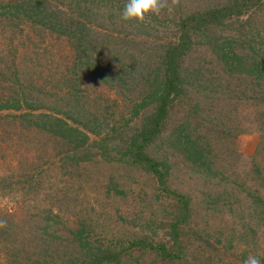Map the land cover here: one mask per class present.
I'll use <instances>...</instances> for the list:
<instances>
[{"label":"trees","instance_id":"trees-1","mask_svg":"<svg viewBox=\"0 0 264 264\" xmlns=\"http://www.w3.org/2000/svg\"><path fill=\"white\" fill-rule=\"evenodd\" d=\"M68 1L69 10L53 11L54 21L48 19L50 11L40 9L38 4L41 2L37 4L38 0H23L24 3L15 0L8 5L0 2V16L14 15L19 18L21 14L28 20H36V23L46 26L67 40L72 52L76 54L74 68L77 65L80 68L88 67L89 74L98 81L110 85L111 88L136 93L131 102L130 113L134 118L141 116L142 121L134 133L128 134L124 126L129 128V120L122 117L125 124L118 133L126 139L120 144L121 162L118 163L139 167L153 176L164 193L172 194L168 184L172 167L167 160H162L153 153L154 141L162 134L168 122L172 125L168 145L175 148L195 168L205 169L212 175L224 174L219 168L212 167L214 161L232 158L236 162L240 159V154L234 148L236 138L257 130L261 140L252 157L251 171L264 181V46L261 37L256 33L246 35V38L249 37L246 40L240 34L236 37L232 33L228 36L215 33L227 27L223 22L224 18L232 14L239 19L253 7L262 10L264 0H225L221 6L209 5L186 15L177 25V41L161 46L158 56L153 55L157 62L153 66L143 67L140 59L134 58V63L126 62L122 51L126 41L122 36H115L110 31L98 32L95 29L96 25L107 29L105 23L109 20L107 21L106 16L110 12L96 14L95 11L101 10L93 12L88 9L83 5L85 0ZM125 3L126 1L119 8L120 15ZM103 4L101 1V5ZM5 9L7 10L4 11ZM13 9L16 11L13 12ZM95 20L102 24L97 22L95 25ZM110 20L111 24H115L118 18L110 16ZM143 23L134 20L137 29ZM242 24L245 28L246 23ZM194 39H202V42H194ZM103 53H107L109 57L105 58ZM97 54L101 56L93 60ZM208 54L221 64L225 79L214 70L204 67L203 57ZM194 55L197 58L192 60ZM75 86H72L61 101L62 110L56 109L53 113L25 112V109L33 112L40 107L34 105V100L29 97L22 96L19 99L18 96H0V112L14 113L3 117L12 121L19 120L27 129H36L45 136L70 145L73 156L67 150L61 153L64 155L61 161H67L63 168L67 169L65 173L68 178H82L85 175L81 173L84 163L92 162V155L88 152L90 137L80 127L90 133L96 131L84 125L76 116L81 110L74 106L79 103L80 90L77 88L73 91ZM41 96L48 97L45 94ZM241 100L252 102H247L249 107L254 104L256 118L243 115L244 110L239 109L243 104ZM256 106L260 107L257 109ZM233 112L241 115L238 114L234 119L231 117ZM92 118L88 123L99 126L97 121L101 118ZM63 143L60 146L64 147ZM217 143H221L219 154L214 153V145ZM100 149V155L106 157V149ZM114 152L112 150L110 153ZM18 177L23 183L35 184L38 190L30 191L38 193L36 191L40 187L39 178L28 170ZM13 181L12 177L0 178V195L13 193ZM7 183H10L8 187L1 185ZM116 193L123 194L121 190H116ZM174 194L175 198L172 200L175 202L174 206H177L178 215L167 226L168 240L159 242L144 235L132 236L127 243L113 239H96L88 211L82 205L76 204V192L70 188H66L64 202L59 203L69 209L72 217L77 218L72 226L63 220V216L54 212L53 208L57 203L35 214L33 211L20 217L16 212L0 209V260L3 259V264H141L143 258L150 256L152 260H147L149 264H211L212 253L219 250L211 244L210 238L203 240V246L200 243L192 248L189 244L185 250L180 225L185 220L186 212H190L192 197L187 194ZM247 196L255 202H263L258 191L248 192ZM219 200L220 196L209 200V205L216 206ZM260 216L264 219V210L260 212ZM150 224L158 227L156 222ZM160 224L166 225L167 222ZM195 242L191 244L194 245ZM207 247L210 249H205Z\"/></svg>","mask_w":264,"mask_h":264},{"label":"rangeland","instance_id":"rangeland-1","mask_svg":"<svg viewBox=\"0 0 264 264\" xmlns=\"http://www.w3.org/2000/svg\"><path fill=\"white\" fill-rule=\"evenodd\" d=\"M14 1L0 0L7 5ZM101 1L104 2L103 5ZM125 1L85 0L83 5L93 12L101 10L95 11L96 14L104 15V12H110L106 16L107 21H112L110 16L118 18L115 24L109 21L105 23L107 29L97 26L99 21L95 20V29L98 32L110 31L115 36H122L126 41L122 47L126 62L134 63V58L140 59L142 67L153 66L157 62L153 55L158 56L161 46L177 41V25L183 17L209 5L221 6L225 2L160 0L162 7L159 14L146 16L143 25L137 29L134 20L121 19L119 8ZM19 2L24 3L23 0ZM37 4L41 10L50 11V21H54L53 11H66L69 7L68 0H38ZM15 11L13 9V12ZM229 16L223 19L227 27L215 32L217 35L228 36L232 33L238 37L240 34L244 35L242 39L246 40L249 38H246V35L256 33L261 37L264 46V6L262 10L253 7L239 19L232 14ZM242 23H246L245 28ZM198 41L202 42V39H194V42ZM103 55L105 58L109 57L107 53ZM75 56L64 37L36 23V20H28L21 14L19 18L14 15L0 16V96H18L19 99L22 96L29 97L40 109L37 108L33 112L25 109V112L53 113L56 109L62 110L61 101L72 86L76 85L73 91L80 89L79 103L74 106L81 110L76 116L84 125L96 130L95 133H90L80 127L90 137L88 152L92 155V162L85 161L87 163H84L81 170L85 175L82 178L72 179L67 177V169L63 168L67 161H61L64 156L61 153L66 150L73 156L67 142L64 141L67 143L65 145L36 129H27L19 120L12 121L3 117L14 114L11 111L0 112V178L7 176L14 179L13 193L0 195V209L16 212L20 217L33 211L35 214L57 203L53 208L54 212L63 216V220L72 226L77 222V218L72 217L69 209L59 203L64 202L66 188H70L76 192V204L82 205L88 211V217L92 218L90 224L96 239H113L127 243L132 236L144 235L159 242L168 240L167 226L178 215L177 206H174L175 202L172 200L175 198L174 193L187 194L192 197L191 209L189 214L186 212L185 220L180 225L185 250L189 244L192 248L200 243L203 246V240L210 238L211 244L219 250L212 253L211 264H243L248 256H257L260 264H264V219L260 216V212L264 210V181L251 171L252 157L261 140L259 132L254 130L239 135L234 148L240 154V159L236 162L232 158L214 161L212 167L219 168L224 174L212 175L205 169L195 168L182 158L175 148L168 145L169 133L172 130V125L168 122L153 145V153L160 159L167 160L172 167V174L168 179L172 194H166L153 176L146 174L139 167L118 163L121 162L120 144L126 139L118 133L125 124L122 117L129 120V128L124 126L128 134L134 133L142 121L141 116L134 118L130 113L131 102L136 93L111 88L110 85L98 81L89 74L88 67L80 68L77 65V68H74L73 62L77 60ZM99 56L101 54L94 55L93 60ZM196 58L194 55L192 60ZM203 58L205 68L214 70L224 78L223 67L213 56L208 54ZM41 94L48 97H42ZM240 102L243 103L239 108L240 111L244 110L243 115L256 118L254 104L249 107L252 102ZM259 107L256 106L257 109ZM235 113H231L234 119L238 114L241 115ZM92 116L101 118L97 121L99 126L88 123L93 119ZM62 143L64 147L60 146ZM220 144L214 145V153H218ZM229 145L233 147L230 143ZM100 147L106 149V157L100 155ZM112 150L115 151L114 154L110 153ZM25 170L39 178L40 185L37 184V187H40L39 191H36L38 193L30 191L37 189L35 184L23 183L19 179L18 176ZM9 184L1 185L8 187ZM116 190H121L123 194L119 195ZM251 191L259 192L263 204L247 196ZM219 196V204L212 208L209 200ZM164 221L167 224L161 225ZM153 222H156L158 227L150 224ZM218 240L220 243H217ZM194 241V245L191 244ZM149 257L143 258L141 264H149L147 260H152ZM0 264H3V259Z\"/></svg>","mask_w":264,"mask_h":264},{"label":"clouds","instance_id":"clouds-1","mask_svg":"<svg viewBox=\"0 0 264 264\" xmlns=\"http://www.w3.org/2000/svg\"><path fill=\"white\" fill-rule=\"evenodd\" d=\"M161 7L160 0H126L121 19L143 21L148 15H158ZM243 264H260V259L257 256H248Z\"/></svg>","mask_w":264,"mask_h":264}]
</instances>
